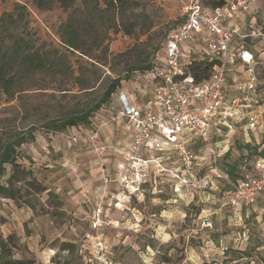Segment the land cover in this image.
Here are the masks:
<instances>
[{
	"label": "rangeland",
	"instance_id": "rangeland-1",
	"mask_svg": "<svg viewBox=\"0 0 264 264\" xmlns=\"http://www.w3.org/2000/svg\"><path fill=\"white\" fill-rule=\"evenodd\" d=\"M193 1L204 0H140L136 14L142 17L128 36L113 14L105 12L101 20L94 19L89 14L92 6L64 10L55 1L38 10L32 0H0V17L17 5L24 9L16 24L8 22L13 34L2 33L3 49L10 51L15 41L55 65L34 73L18 65L10 67L14 82L10 95L0 91V132L23 134L32 129L35 137L18 149L20 164L32 173L15 185L24 199L0 198V239L13 237L15 259L33 264H95L90 253L93 240L102 237L112 264H264V196L252 207L228 211L218 203L225 180L215 183L218 190L202 193L191 188L179 197L172 192L176 179L168 173L140 185L136 192H122L121 184L110 182L114 171L109 166L120 154L115 150L121 151V140L116 139L118 126L108 121V108L94 113L89 125L51 130V122L69 110L99 101L116 78L122 80L120 89L136 96L145 76L128 73L132 61L120 54L138 52L141 65L160 60L166 36L180 26L183 7ZM253 10H260L258 24L263 25L264 0H258ZM71 16L84 27L76 41L78 51L68 50L60 41L61 28ZM258 71L261 85L254 102L264 97V76ZM235 75L229 72L231 80ZM88 87L92 92L79 91ZM219 128L210 147L216 155L227 149L230 154L217 169L250 165L256 155L243 144L257 145L264 128L259 126L248 136ZM189 143L199 158L207 156L205 141ZM208 168L209 161L199 159L193 175L201 177ZM31 178L45 191L36 194L26 185ZM96 213L101 219L98 229L92 226Z\"/></svg>",
	"mask_w": 264,
	"mask_h": 264
},
{
	"label": "built area",
	"instance_id": "built-area-1",
	"mask_svg": "<svg viewBox=\"0 0 264 264\" xmlns=\"http://www.w3.org/2000/svg\"><path fill=\"white\" fill-rule=\"evenodd\" d=\"M257 1L227 0L225 7L213 11L198 1L185 5L183 23L166 36L160 66L146 74L153 78L152 82L139 85L148 95L150 106L142 109L133 106L125 92L115 95L116 107L110 109L113 121L122 120L132 132L123 155L126 174L121 181L122 192H136L145 183L146 160L141 154L144 148L174 153L178 160L174 178L179 192L191 188L206 192L211 189L210 175L204 173L197 178L193 175L198 158L189 149V142L205 141L208 161L214 163L217 155L210 147L212 131L219 133V127L225 126L248 136L259 126L264 128V97L253 100L261 85L258 69L264 67V24L243 19ZM197 36L209 54L202 58L215 61L209 78L203 82H197L189 73L186 62L193 57L182 49ZM236 62L245 66V77L234 76L231 80L230 67ZM215 177L220 178L217 173ZM263 192L264 159H257L249 178L222 193L219 207L234 212L238 206L252 207ZM100 221V214L96 213L94 229L101 228ZM93 241L95 264H112L103 238L96 237Z\"/></svg>",
	"mask_w": 264,
	"mask_h": 264
},
{
	"label": "trees",
	"instance_id": "trees-1",
	"mask_svg": "<svg viewBox=\"0 0 264 264\" xmlns=\"http://www.w3.org/2000/svg\"><path fill=\"white\" fill-rule=\"evenodd\" d=\"M33 5L38 10L47 9L51 3L57 2L58 5L64 10H68L73 6H85L91 7L89 14L94 19L101 20V14L108 12L113 14L115 20L119 21V29L125 35H131L135 29L136 20H139L142 16L136 14V12L141 7L140 0H32ZM227 4V0H204L201 5L211 11L223 8ZM21 12L23 14L24 9L21 6H15L13 11L10 13H4L0 17V91L8 96L10 95V89L14 85L13 76L9 74V68L18 65L21 68L27 69L29 72H41L53 69L52 63L49 62L48 58L37 52H32L30 48L21 49L18 42H12L11 50H4L6 46L5 41L1 39L2 33H7L9 35L13 34V30L10 29L8 22L12 25L18 22V14ZM144 13V12H143ZM141 16V17H140ZM130 21H134L131 23ZM184 21V20H183ZM183 23V22H182ZM181 23V24H182ZM81 22H78L74 16L69 17V19L63 24L61 28L62 33L60 37L61 43L70 51H78V46L76 41L81 39L80 30L84 27ZM127 56L128 60L132 61V66L129 67V72H136L137 76L146 75L152 73L155 68L160 66L159 60L153 64L141 65L140 55L136 51L129 50L120 54V57ZM215 61L210 57L205 58H190L186 62V67L189 73L195 78L197 82H203L207 80L210 76L211 69ZM261 69V76H264V67ZM258 69V70H259ZM259 72V71H258ZM122 80L116 78L110 82V85L106 88L105 92L100 97L99 101L95 104H82L79 107L69 110L62 118L53 120L51 122V130L55 132H62L69 128H75L78 126H85L90 124V118L92 115L102 109H106L113 102L115 95L119 92H125L120 89ZM92 88H81L79 91L85 93L92 92ZM90 90V91H89ZM130 95V92H125ZM258 138L261 139L256 142L257 145L250 148L249 143L243 144L245 150L252 151L255 158L252 160L250 165L238 168L236 164L225 165L221 170L217 169V165L225 160L230 152L227 149L226 152L222 154H217L216 161L214 163L209 162L208 174L210 175V184L214 189L218 190V181L225 180V183L221 185L219 193H223L228 190L233 184H237L242 180H246L252 173L253 164L257 159H264V133H260ZM35 137L32 129L27 130L25 133H15L12 132H0V198L15 201L24 199L25 196L21 193L19 188H16L20 182L25 181L29 176L32 175L30 170L25 169L20 164V156L18 149L34 141ZM202 145V144H201ZM242 151V148H240ZM225 170V171H224ZM216 173L220 178H216ZM204 174V171H203ZM230 177V178H229ZM30 188L35 190L36 194H41L45 189L34 179L31 178L27 182ZM29 205L28 200H25ZM14 240L12 236H9L6 241L0 239V264H33L31 261L19 260L14 258ZM217 263V262H216Z\"/></svg>",
	"mask_w": 264,
	"mask_h": 264
},
{
	"label": "crops",
	"instance_id": "crops-1",
	"mask_svg": "<svg viewBox=\"0 0 264 264\" xmlns=\"http://www.w3.org/2000/svg\"><path fill=\"white\" fill-rule=\"evenodd\" d=\"M254 6V5H253ZM253 6L251 7L250 11L244 15L243 19L245 22H249V21H253L255 23L258 24L259 20H258V12L260 10L254 11L253 10ZM183 51H185L186 54H191L193 58H199L201 59L204 56H208V52L205 50L204 48V44L202 42V40L200 38H197L190 42V43H186L184 47H182ZM245 66L243 64H241L240 62H237L236 64H234L233 66L230 67V70L234 71L237 73L236 78L240 79L245 77ZM230 72V71H229ZM139 77V76H138ZM144 77V76H143ZM153 80L152 77H150L149 75H146L144 78H142V82L143 83H151ZM230 80V79H228ZM136 82H139V80L137 79ZM141 82V81H140ZM138 90L136 91V96L133 95V93H131L129 96L130 98V102L133 106L139 107V108H144V107H149L150 106V101L148 98V95L146 94V92L142 91L140 86L137 87ZM129 94V93H128ZM116 107V101L115 99L113 100V102L111 103V105L109 106V108L106 110L107 112L110 113V121L109 123H115L117 127V138L121 140L119 142V146L121 147V151L115 150V152L120 153L117 154L118 157L113 161L112 167L111 165L109 166V169H111V171H114V173L112 172L113 177H110L111 179L113 178L114 181H110L113 183H116V186L119 187V184H121V181L123 179V177L126 174V167H125V163L123 161V154L121 155L122 152H126L128 150L129 147V143L131 140V136H132V132L130 130H128L125 125L124 122L121 120L119 122H115L113 121V112L112 110H110L111 108ZM107 121V122H108ZM213 134H218L217 131H212L211 135L213 136ZM196 141H200L199 139H197ZM117 146V145H116ZM119 147V148H120ZM118 148V147H117ZM141 154L143 156V158L146 160V165L145 167L147 168V173H146V177L144 182L145 183H151L152 180L156 179L157 177L163 175L164 173H168L170 178L173 179L174 173L178 167V160L176 159L174 153L171 150L168 151H162V152H154V151H150L147 148H144L141 151ZM207 154V151H206ZM197 156V155H196ZM202 158H198L203 162H207L208 161V156L203 157ZM203 159V160H202ZM176 163V167L172 166ZM199 165V162H198ZM214 187L212 186L211 189L209 191H213ZM173 194H175L176 196L181 197V194H185L182 192H179L177 190V186L176 184H174V188L172 189ZM204 193V192H202ZM114 199H116V196L119 197V195H113ZM264 196V192L259 196L257 203L261 200V197ZM99 200L100 201V206L103 205L101 198H104L102 195L99 196ZM256 203V204H257ZM119 206V205H116ZM228 210L229 209H225ZM101 211V208H100ZM232 211V210H230ZM91 256H92V252Z\"/></svg>",
	"mask_w": 264,
	"mask_h": 264
}]
</instances>
